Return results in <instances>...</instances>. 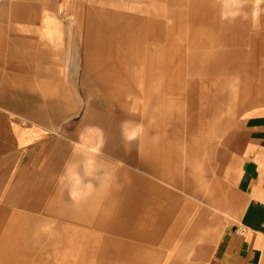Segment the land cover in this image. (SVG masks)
<instances>
[{"label": "crops", "instance_id": "1", "mask_svg": "<svg viewBox=\"0 0 264 264\" xmlns=\"http://www.w3.org/2000/svg\"><path fill=\"white\" fill-rule=\"evenodd\" d=\"M104 1L115 0H16L0 4V232H6L0 246V264H81L82 260H89L90 264H152L151 258L161 254V250L152 248V245L170 248L175 246L178 238L184 237L193 242V237L197 236L194 229L184 236L181 234L183 224L192 220L196 204L185 199L182 201L169 191V187L158 183L161 178L163 182L183 184L190 191L189 175L182 174L183 168L189 167L188 156L193 160L190 163L195 172L206 166V162L200 160L198 165L193 163L199 149L196 142L185 151L172 144L170 137L177 139L176 135L181 134L178 130L174 134L166 132L163 135L159 131L155 135L153 129L152 133L147 129L146 135L135 142L136 151L132 154L136 155V164L131 160L134 156L130 153L122 159L127 162V167H136L139 176L154 175L158 179L156 184L147 178L136 177L134 180L128 171V176L122 177L125 181L113 187L118 192L115 191L116 194L114 192L108 202L98 193L81 205L69 206V198L82 193V164L93 159L89 155L84 158L81 147H90L96 153V146H105L101 155L109 156L113 150L106 136L102 140H81L83 133H113L108 122L103 121L100 125L95 122V94L91 86L93 75L89 54L83 56L81 65L85 86V93L81 95L76 86V69L79 70L80 65L73 55L74 50L77 51L73 36L89 34L84 20L124 14L120 7L107 10L103 6ZM131 2L133 6L127 10L128 16L163 15L168 12L167 0ZM195 3L199 9L205 5L203 17H195V22L203 24L195 27L186 52L182 44L177 50L182 51L183 77L198 74L203 80L184 83L183 90L198 88L204 114L214 118L212 127L224 115L226 105L235 99L239 87L244 83L245 86L252 84L241 78H248L249 72H258L261 63L253 60V54L245 60L244 46L255 41L247 25L223 24L214 3L206 1L204 4L200 0ZM199 11L195 16H200ZM72 18L79 21L76 27H57V21ZM260 26L263 27L256 37L264 35V23ZM120 28L117 26L112 30L116 33ZM233 32L238 35L246 33L247 37L234 40ZM222 34H225L226 40L219 42ZM206 35L213 36L214 40H205ZM179 36L181 38L180 33ZM140 37V40L144 39ZM174 50L169 53L170 59L175 57ZM186 54H189V60H186ZM181 73L180 68L170 72V76L180 77ZM108 77L105 73L99 79L100 86L102 83L106 89ZM119 81L124 88L123 79ZM167 84L170 89L173 83ZM263 91L264 88L262 94ZM86 100L89 107L84 108ZM115 100L114 106L117 104L121 109L127 106L124 99L118 97ZM176 102L166 99L158 107L157 119L154 115L152 119L157 122L161 120V115L168 118L169 113L180 112L181 108L175 110ZM131 104L128 102V106ZM259 106L256 112L245 117L239 130L231 136L229 150L224 153L225 160L221 162L224 184L218 190V198L216 196L212 201L216 208L213 218L217 219L219 228L215 232H201L204 235L207 233L208 244L201 251H194L191 264H201L202 261V264H264V96ZM79 114H82V122ZM198 118L199 113L191 114L190 128L200 122ZM178 119L182 121L183 117L180 115ZM84 123L86 126L83 127ZM115 139L112 137V140ZM114 142L113 145L122 147V140ZM107 171L111 178L119 172L111 166H107ZM132 181L145 185L135 192L131 188ZM37 205L50 207V214L55 210L60 214L56 219L59 220L58 226H51V234H43L41 229L34 227L36 218L31 214L36 213ZM27 207L29 215L23 216ZM68 213L72 214V218ZM98 213L107 216L109 229L116 232V237H98L80 228L68 227L74 225L75 217L79 218L81 214L88 221L95 220L98 226ZM209 213L204 210L193 219L196 222L206 221L212 218L207 217ZM122 216L128 220L121 222L120 226L113 222L121 220ZM76 225L79 226V223L76 222ZM118 235H125L128 239H119ZM46 238L48 241L42 243ZM130 239H145L152 245L139 244ZM10 246L13 247V256L19 258L10 260L5 257L4 253L11 251ZM32 254L34 256H30ZM178 254L184 255L182 252ZM181 260L176 262H185L182 257Z\"/></svg>", "mask_w": 264, "mask_h": 264}, {"label": "rangeland", "instance_id": "2", "mask_svg": "<svg viewBox=\"0 0 264 264\" xmlns=\"http://www.w3.org/2000/svg\"><path fill=\"white\" fill-rule=\"evenodd\" d=\"M4 1L12 2L16 0H3V2ZM131 1H104L103 6H105L107 10L110 8L119 9L120 7V10H124V14L115 17L105 16L104 18L99 19L89 17L87 20L83 21L84 25L86 23L88 24L89 34L84 36H73L75 39V47L77 49V51L74 50L73 55L75 56V60H79L80 65V69H76V77L78 80L76 86L78 87V94L81 95L85 93V86L83 85L84 72L81 65L83 56L89 54L93 75L91 86H93V92L95 94L93 97L95 122L98 123L97 125L102 124L103 121L108 122L113 133H108V135H105V133L98 134L96 132L95 135L89 133L86 135L83 133L81 140L87 141V139L91 138L102 140L106 136L105 139H108L111 142L113 150L111 156H109L104 153L101 155L105 146L101 148L96 146V153H94L95 151L90 147H81L84 158H87L89 155V157L91 156V159H94V154L97 161L96 159H92V161L87 164H82L83 178L82 181H80V183L82 182L83 184L82 190H80L82 193L70 197L69 206H73L76 203L81 205L83 202L89 200V198H92L93 196L96 197L98 193L106 202H108L114 195V192H118L117 189H114L113 187L117 185L119 186L125 181L122 177L128 176V171H130V178H134V180H136V177L140 179L147 178L148 180L154 181L156 184L158 179H156L153 174L152 177L139 176L138 169L131 165L130 167H127V162H124L122 159L127 157L126 153H130V155L134 156L131 160L136 164V155L132 154V152L136 151L137 144L135 142L137 138L146 135L147 129L149 132L153 129L155 135L159 134V131L164 135L166 132L174 134V131L178 130L181 134L176 135L177 139H175L174 136L170 137L172 144L179 147L180 151H183V149L185 151L188 149V146L196 142L199 149L193 163L198 165L200 160L206 162V166H203L201 169L199 168V170L195 172L192 170L194 166L191 168L192 163H190V161L192 162L193 160L188 156L189 167H187L188 169L185 167L181 170L183 176L189 175L190 191L186 189L183 184H176V182L171 183L169 181L163 182L161 178H159L161 182L158 181V183H163L166 187H169V191H172L173 194L175 193V196H179L182 201L185 199L196 204L193 209L194 213L192 214V220H188L185 223L182 222V224H184L181 234L184 236L188 232H193L194 229V232H197V236L193 237V242L187 241L184 237L181 239L178 238L176 239L175 246H170V248H162L161 245L153 246L146 242L145 239H138L137 241L136 239L130 240L136 243L139 242V244L152 245V248L155 247L156 250H161V254L157 256L158 261L160 260L159 264H191L190 260L194 255V251L196 249L201 251L202 248H205L208 244L207 233L204 235V233L201 234V232H215L219 228L217 225V219L213 218V216L216 215V208L213 207L212 201L218 195L217 193L220 186L222 188L224 184L222 181L221 162L225 160L226 154L224 155V153L229 150L230 146L228 145L231 136L234 131L239 130L245 117L256 112L263 101L264 35L257 37L256 35L259 34L258 32L260 28L263 27L260 26V24L264 23V0H200V2L204 4H206V1L214 3L219 12L221 23L230 25L236 24L235 26L239 27L243 25L248 26L249 34L253 36L252 40L255 37V41L251 42L250 45L244 46L246 50L245 60H248L250 56H252L251 54H253V60L261 63L258 72H249L247 74L248 78H245V76L241 78L243 80L246 79L245 82L251 81L252 84L245 86L244 83V85L239 87L240 89H238V94L234 97L235 99L226 105L224 108V115L220 116L218 120H216L217 123L212 127L211 124L214 122V118H210L209 115L204 114L203 110L205 108L200 102L201 99L198 88L196 90H183L184 83H190L192 81H196L197 83L203 80L198 74H191L189 76L187 75L188 77H183L184 66L182 67V51L177 50L181 47V44L183 45L182 48L184 52L188 49L196 30L195 27H199L200 24H203L198 21L195 22V17L196 19L203 17L205 5L203 6L204 8L199 9V6L195 3L198 0H167V4L169 5L168 12L163 13V15L136 14L128 16L127 10L133 6ZM140 2L142 4V1ZM88 6L91 7V4H88ZM198 11L200 16H195ZM142 13L144 12L142 11ZM191 17L194 20L191 19ZM76 22L79 21L73 20L72 18V20L67 19L57 21L56 23L58 28L62 27L68 29L70 27H76ZM117 26H121V28L118 32L114 33L112 29ZM181 27H183V29H181ZM233 34L234 40L247 37L246 33L238 35L236 32H233ZM222 35L224 37L221 36L219 42L226 40L225 34ZM140 36L144 37V39L140 40ZM211 37L206 35L204 39L214 40ZM68 38L65 39L68 40ZM100 40H103L101 41L102 45L100 44ZM218 46H220V44H218ZM173 49H175V57L170 59L169 53ZM249 49L252 51L248 52ZM186 55V60H189V54ZM185 63H183V65ZM180 68L182 71L180 77L176 76L173 78L170 76V72ZM105 73H108L109 76L106 81V84L108 85L107 89L102 86V83L101 86L99 84L101 74ZM188 73H190V71H188ZM119 79H123L124 88L119 85V83L121 84ZM168 82L169 84L171 82L173 83L172 85L170 84V89L167 88ZM181 86L182 89L180 90L179 88ZM118 97L124 99L127 106H122V109L119 108L117 104L114 106V102L117 101L115 99ZM166 99L174 100L175 102L177 101L178 103H176L178 105L175 106V110H180L181 108V111H175L172 114L169 113L168 115L170 117L168 118L161 115V120H157L156 122L152 117L154 115L157 119L156 115L159 114L158 107H160L161 103ZM86 102L87 105H85L84 108L88 106V100H86ZM106 102L109 103L107 104ZM128 102L132 104L128 106ZM135 103L136 106H134ZM83 112H85V110H83ZM198 113L200 115L198 121L200 120V122L196 121L198 122L196 126L192 125L193 128H190L189 118L191 114L197 115ZM180 115L183 117L182 121H179L178 119ZM79 118L80 122H82V114H79ZM86 123H84L83 127L86 126ZM155 126H159V128L156 129ZM138 128H142V131L139 132L135 138L129 139L131 134L136 132ZM112 137H116L118 140L117 143L122 140V147L115 144L114 146L113 143H116L114 142L116 139L112 140ZM107 166L114 167L119 172H117V174L115 173L113 178H111L107 171ZM193 171L195 172L194 174ZM144 185L140 186L135 181L132 183L131 188L136 192V190H139L140 187ZM119 204H121L120 201ZM210 206L212 207L210 208ZM204 210L211 212L207 217L211 218L212 216V218L207 219L206 221L196 222L197 220H194L193 218L199 217ZM49 211L50 207L37 205L36 213L31 214L36 218L34 227L41 229L43 234H51L52 230L50 229L53 228L51 226H58L57 221L59 220H56L57 216L59 217L60 215L58 210H55V212H52L51 214ZM26 215H29L28 207L25 208V214L23 216ZM71 216L72 214H70V217ZM80 216L81 217L79 218L75 217L79 226H77L74 221L72 222L74 225H69L68 227L80 228L83 232H91L98 237H116V232L109 229L110 221L107 219L106 215L100 216L99 213L96 214V216H98L96 223H99L100 226L95 225V220L88 221L86 218L82 217L83 214ZM101 217H103V220H101ZM127 220L128 219H124L123 217L121 220H114L113 222H117V225H119L121 222ZM44 227H47V229H44ZM148 234L149 236L153 235L152 233ZM200 234L201 236H198ZM5 236L6 232H0V246L3 243ZM211 237L213 238V235H211ZM118 238L128 239L125 235H118ZM47 241L46 238L42 243H46ZM12 248L13 247H11L9 254L4 253L5 257H8L10 260L13 259V257H16L13 256L14 252L12 251ZM61 249L63 248L61 247ZM38 250L39 248L35 251L37 252ZM180 252L184 253L182 256V258L186 259L184 260V263L176 262L175 258L178 257L181 259L178 254ZM30 256L34 255L32 254ZM202 263L203 261L201 264Z\"/></svg>", "mask_w": 264, "mask_h": 264}, {"label": "bare ground", "instance_id": "3", "mask_svg": "<svg viewBox=\"0 0 264 264\" xmlns=\"http://www.w3.org/2000/svg\"><path fill=\"white\" fill-rule=\"evenodd\" d=\"M180 257H182L183 255L179 254ZM177 257V256H176ZM151 259H153V263L152 264H159V261L157 259V256L154 255V257H152ZM176 261H182L180 258H175ZM186 260V259H184ZM86 262H88V264L92 263L91 261L89 262V260H82L81 264H87Z\"/></svg>", "mask_w": 264, "mask_h": 264}, {"label": "clouds", "instance_id": "4", "mask_svg": "<svg viewBox=\"0 0 264 264\" xmlns=\"http://www.w3.org/2000/svg\"><path fill=\"white\" fill-rule=\"evenodd\" d=\"M141 131H142V128H138L136 132H133V133L131 134V136L129 137V139L135 138V136H136L139 132H141Z\"/></svg>", "mask_w": 264, "mask_h": 264}, {"label": "built area", "instance_id": "5", "mask_svg": "<svg viewBox=\"0 0 264 264\" xmlns=\"http://www.w3.org/2000/svg\"><path fill=\"white\" fill-rule=\"evenodd\" d=\"M3 2V0H0V3Z\"/></svg>", "mask_w": 264, "mask_h": 264}]
</instances>
